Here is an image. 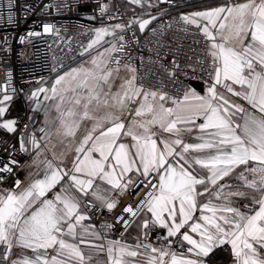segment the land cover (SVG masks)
<instances>
[{"label":"snow or ice","instance_id":"snow-or-ice-1","mask_svg":"<svg viewBox=\"0 0 264 264\" xmlns=\"http://www.w3.org/2000/svg\"><path fill=\"white\" fill-rule=\"evenodd\" d=\"M131 2L142 5V0ZM100 11L107 14V5ZM156 18L92 30L81 53H90L89 58L56 77L51 87L31 93L33 111L44 110L42 101L51 100L57 115L50 121L45 110L39 137L35 129L27 132V123L22 126L20 151L32 155L37 168L43 165V176L23 187L17 179L13 188L0 189V264H207L204 258L224 245H230L234 264H264V0H230L180 17L203 37L204 95L190 84L182 97L145 88L137 82L136 67L121 65L115 54L127 43L123 33L132 24L144 31ZM44 31L52 33L53 26L45 25ZM171 63L169 77L187 74L175 60ZM13 99L8 85L0 86V129L9 133L18 127L9 116ZM194 133V139H186ZM69 152L71 167L63 168ZM13 165L19 161L0 166V182L13 174ZM237 168L247 196L225 180ZM141 185H151L144 200L135 208L126 205L130 219L118 220L127 228L147 216L138 227L166 230L159 237L168 241L165 246L147 243L148 231L134 245L105 241L95 225L83 224L97 202L111 211L117 196ZM233 197L249 199L253 208L241 211Z\"/></svg>","mask_w":264,"mask_h":264},{"label":"built area","instance_id":"built-area-1","mask_svg":"<svg viewBox=\"0 0 264 264\" xmlns=\"http://www.w3.org/2000/svg\"><path fill=\"white\" fill-rule=\"evenodd\" d=\"M190 1L194 0H168L167 3L156 0V10L159 12L157 18L144 31H140L137 24H132L123 33L127 43L124 50L115 55L121 58V65L128 62L137 68V82L145 88L182 97L184 88L189 84L192 87L195 84L207 86L204 69L208 64L204 54L205 45L201 42L203 37L197 34L194 27L180 22V17L185 14L178 8ZM11 3L13 7L9 8V0H0V86L8 85V94L14 97L9 102V116L17 119L18 127L16 133L0 129V166L10 159L19 161V165H13V174L0 182V188L14 183L18 172L30 157L28 153L20 151L22 126L27 123V132L35 129L37 137L41 135L38 129L43 126L42 113L41 110H32L34 104L31 102V93L87 57L88 53H81L93 36L92 30L115 24L128 25L133 20L145 19L143 13L125 11L120 0H11ZM101 4L107 5V14L100 11ZM9 15L13 18L11 22L8 20ZM45 25L53 26L52 33L44 31ZM33 32L39 35L30 36L29 33ZM21 37L24 39L21 40ZM173 60L180 64L186 75L181 73L178 78L169 77ZM193 67L196 68L195 73L192 72ZM194 75L203 76L204 79H190ZM12 89L16 91L13 93ZM24 134L27 138V133ZM150 187L141 185L139 189H131L123 202L111 211L98 204L91 207L88 211L91 219L86 220L85 224L95 225L104 240L132 244L140 242L131 241L125 236L134 223L125 228L123 221L118 218L123 216L124 219H130V215L124 212L125 206L135 208L139 205ZM136 192L138 194H134ZM104 225L111 227L106 228ZM149 228L151 231L143 230L148 231L147 243L157 248L168 243L167 240L159 239L166 236L163 231ZM140 238H143V233ZM169 239L174 241L178 237ZM171 247L177 250L175 243ZM141 249L150 252V249ZM2 251L0 249V259L3 258ZM231 256L230 245H224L212 251L205 261L208 264H228Z\"/></svg>","mask_w":264,"mask_h":264},{"label":"crops","instance_id":"crops-1","mask_svg":"<svg viewBox=\"0 0 264 264\" xmlns=\"http://www.w3.org/2000/svg\"><path fill=\"white\" fill-rule=\"evenodd\" d=\"M228 2H230V0H194V1H190V2H187V3L183 4L182 6H180V7H182L180 9L183 10L184 9L183 6L192 7L191 11H185L186 12L185 15H187V14H191V13H194V12H202V11H206L208 9L216 8V7H219L221 5L226 4ZM231 2H235V0H231ZM117 33L119 34V30H117ZM105 39L110 41V40H112V37H106ZM94 52H95V49H93L91 54H94ZM89 56H90V53H88L87 57L75 67H79L81 64H83L89 58ZM54 80L51 81L50 83H48L47 85H45L44 87H51L52 84L54 83ZM120 82H121L120 80L116 81V83L113 85V90L116 89V84H119ZM193 87L196 88V90L199 91L202 95L206 94V87L207 86H204V87L203 86H199V87L193 86ZM42 96H43V94H41V99H42ZM233 99H235V98H233ZM55 103H56V101H51V100L50 101H42V108L44 110H41V113H42L41 117H42L43 121L45 119V110L49 113L48 119L50 121L55 119V117L57 115V113L55 111V107H54ZM197 122L199 123V121H197ZM49 127H51V124L49 125ZM194 135H195V133L191 137H186V139H194ZM45 155H47L48 158L51 159V153L50 152L45 153ZM73 155L74 154L72 152H69L68 155L65 156L63 162L61 163V167L70 168ZM41 158H43V157H41ZM56 163H60V161H56ZM243 167H246V166H241V168H243ZM241 168H237L235 170V172H233L229 177H226L225 180L228 182V184L230 185V187L232 189H237L239 187V190L244 192L245 195L247 196V195H249V190L247 188L243 187L242 186V181H240L237 178V173L240 172ZM250 175L251 174H249V176ZM42 176H43V165H40L39 168H37V166L32 163V155H30L29 159L27 160V162L25 163L23 168L18 172L15 180H17V179L20 180L21 187H23L24 185H26L27 183L31 182L34 179L42 178ZM137 178L138 177H136L135 175L133 176L134 180L137 179ZM220 183L223 184L224 181H220ZM13 187H14V183H12V185H8V186L2 187L0 189H8V188H13ZM105 187H108V186L105 185ZM57 188H59V185L57 186ZM131 189L132 188H130L129 192L131 191ZM53 191H56V189H54ZM128 193L124 194L123 196H117L116 197L118 203H117V206L115 208H117L123 202L124 198L126 197V195ZM48 196L51 197L52 193H49ZM200 199L203 200V201H206L207 197H201ZM213 202L214 203H220V201H216V200H214ZM97 204L99 205V202H97ZM232 204H233L234 207L239 208L243 212H248L251 208H253V205L250 202V200L246 199L244 197H233L232 198ZM87 215H88V212H87ZM148 215H150V214H148ZM197 215H199V213H197ZM145 218H147V216L141 215V216L138 217V219L134 222V224L126 232L125 236H126L127 239H129L131 241H134V240H137V237H141L144 229H141L140 227H138V225ZM85 221H83V224H85ZM149 227H152V226L149 225ZM157 229H160V228L157 227ZM94 230L96 232H99L97 229H94ZM160 230L163 231L166 234V230H164V229H160ZM193 235L195 236V234H193ZM86 239L93 240V242L97 243V244L102 242V241H99V240H94V238L91 237V236H86ZM121 242H124V241H121ZM126 243L128 245H134V244L129 243V242H126ZM81 247L84 248L86 253L90 251V249H88L85 245H81ZM215 249H217V248H215ZM17 251H19V250L13 249V253L14 254ZM141 251L149 252V251H145L143 249H141ZM30 254L31 253H29V255ZM93 255H94V257H96L95 253H93ZM96 258L102 259L103 257L101 255V256L96 257ZM137 259H141V258L137 257ZM228 264H234L233 256H231V260H230V262Z\"/></svg>","mask_w":264,"mask_h":264},{"label":"rangeland","instance_id":"rangeland-1","mask_svg":"<svg viewBox=\"0 0 264 264\" xmlns=\"http://www.w3.org/2000/svg\"><path fill=\"white\" fill-rule=\"evenodd\" d=\"M120 5L132 14L143 13L145 19H149L150 16H157L159 12L156 10V0H142L141 4L132 3L131 0H120Z\"/></svg>","mask_w":264,"mask_h":264},{"label":"trees","instance_id":"trees-1","mask_svg":"<svg viewBox=\"0 0 264 264\" xmlns=\"http://www.w3.org/2000/svg\"><path fill=\"white\" fill-rule=\"evenodd\" d=\"M181 6H182V5H181ZM180 8H182V7H179L178 10H180V11H181L182 13H184V14L186 13L185 11H191V10H192V9H191L192 7H188V6H183V8H184L183 10H181ZM193 8H194V7H193Z\"/></svg>","mask_w":264,"mask_h":264},{"label":"water","instance_id":"water-1","mask_svg":"<svg viewBox=\"0 0 264 264\" xmlns=\"http://www.w3.org/2000/svg\"><path fill=\"white\" fill-rule=\"evenodd\" d=\"M194 86H197V87H199V85H197V84H195Z\"/></svg>","mask_w":264,"mask_h":264}]
</instances>
